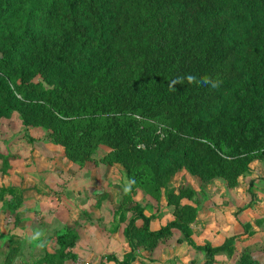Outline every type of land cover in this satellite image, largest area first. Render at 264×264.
<instances>
[{"label":"trees","instance_id":"trees-1","mask_svg":"<svg viewBox=\"0 0 264 264\" xmlns=\"http://www.w3.org/2000/svg\"><path fill=\"white\" fill-rule=\"evenodd\" d=\"M15 114L81 168L106 145L127 200L140 188L173 208L158 229L147 206L123 208L130 251L103 260L134 264L138 248L151 253L181 230L209 264L234 236L196 243V189L167 187L181 170L237 186L264 160V0H0V126ZM10 155L0 154L5 174ZM6 193L16 187H1L0 199ZM78 238L75 227L58 233L56 249L34 263L64 264ZM19 255L13 246L5 264Z\"/></svg>","mask_w":264,"mask_h":264},{"label":"rangeland","instance_id":"rangeland-1","mask_svg":"<svg viewBox=\"0 0 264 264\" xmlns=\"http://www.w3.org/2000/svg\"><path fill=\"white\" fill-rule=\"evenodd\" d=\"M156 124L158 132L165 133V125ZM109 151V147L100 145L94 157L81 168L65 157L61 146L51 142L48 131L26 127L16 114L2 119L0 154L11 155L6 174L4 159L0 157V188L14 186L16 196L6 193L0 199V264H5L8 251L15 245L21 255L13 264H35L36 258L56 249V235L69 227L77 228L79 238L73 249L75 256L64 264H114L103 260L104 255L114 253L122 257L130 251L124 234L130 212L123 208L142 201L147 206L146 213L155 211L153 229L175 218L164 197L157 200L139 188L141 198L133 192L131 200L126 199L130 185L123 169L103 160ZM255 165L250 174L238 178L237 186H229L222 178L205 182L181 170L167 187L179 191L191 185L196 189L200 209L190 227L197 243L219 245L234 236L230 250L216 254L209 264H264V218L255 215L257 209H264L255 192L260 189L256 186L257 179L261 182L256 170L264 172V162ZM251 181L253 187L249 192ZM32 193L34 196H29ZM186 202L189 201L184 199L183 203ZM235 219L240 224L238 230L231 226ZM249 219L258 221L259 227H246ZM137 224L142 225V221ZM182 239L183 232L174 230L153 252L138 248L139 257L134 264L209 261L211 256L181 242Z\"/></svg>","mask_w":264,"mask_h":264},{"label":"crops","instance_id":"crops-1","mask_svg":"<svg viewBox=\"0 0 264 264\" xmlns=\"http://www.w3.org/2000/svg\"><path fill=\"white\" fill-rule=\"evenodd\" d=\"M62 148V147H61ZM264 162V160H255L254 162H252L251 163V169H254L255 167H256V165L255 164H258V165H260V164H262ZM256 172H257V176H260L259 178H261V182H258L259 181V179H257L255 182H256V186L257 187H259L260 189L259 190H255V192H256V194H257V197L258 198H260V202L259 203H264V172L263 171H259V170H256ZM256 187V188H257ZM245 190V189H244ZM142 191L138 188L137 190H136V196H138L139 198H141V194H143V193H141ZM29 196H34V193H32V195H29ZM135 196V199H137V197ZM35 198L37 199V200H39V198L37 197V196H35ZM137 200H139V199H137ZM263 200V201H262ZM141 202V204L144 206V204L142 203V201H140ZM257 207H259V206H257ZM224 210V209H223ZM146 211L147 210H145V213H146ZM153 212H155V211H153ZM153 212H147L146 213V215H151ZM257 213L255 214V215H257V218H264V209H261V211H259L258 209H257V211H256ZM236 220V219H235ZM250 220V219H249ZM255 221V219L253 220V219H251L248 223H246V227H249V228H255V227H259V225H260V223H257L258 221H256V223L254 222ZM19 222V221H18ZM227 222H229V220L227 221ZM223 223H225V219H224V217H223ZM230 223V222H229ZM231 226H233L234 227V229L235 230H238L239 228H240V224L238 223V221L236 220V222H234L233 223V225H231ZM242 227V226H241ZM13 238L15 239V236H13ZM217 238V237H216ZM218 239L219 238H217V241H218ZM55 240H56V237H55ZM55 243H56V241H55ZM197 243V242H196ZM199 244V243H198ZM223 244V243H222ZM220 245V244H219ZM21 255V254H20ZM16 260V258L14 259V261ZM13 264V263H12Z\"/></svg>","mask_w":264,"mask_h":264}]
</instances>
